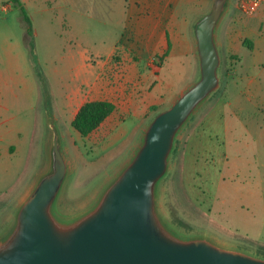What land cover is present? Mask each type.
<instances>
[{"label": "rangeland", "instance_id": "1", "mask_svg": "<svg viewBox=\"0 0 264 264\" xmlns=\"http://www.w3.org/2000/svg\"><path fill=\"white\" fill-rule=\"evenodd\" d=\"M31 3V8H24L30 33L21 8L11 2L0 4V237L46 168L52 126L69 166L56 208L73 216L93 205L100 190L131 156L150 119L166 106L144 105L140 123L139 118L123 113V98L113 96L109 123L103 130L101 127L81 136L70 124L66 102L70 87L80 84L82 76L76 77L66 54L74 52L73 65L77 62L78 67L86 56L95 75H100L101 66L109 69V74L125 67L127 55L140 59L123 42V0ZM236 4L237 0L229 1L217 28L222 82L177 134L168 170L157 186V207L183 237H205L264 258V183L251 179V154L243 127L250 106L239 92L241 86L230 83L223 89L238 60L226 50V42L232 47L244 39V32L237 31L235 23L254 13L245 14ZM47 5L61 8L42 9ZM252 23L257 24L253 19ZM237 53L241 65L246 66L249 48L241 45ZM190 58L170 57L159 73L165 56H145L143 66L150 68L145 89L156 85L158 73L165 83L166 101L181 87H188L198 76L196 51ZM86 87H80L82 94ZM123 120L128 129L124 137ZM137 124H142L137 137L123 151V143Z\"/></svg>", "mask_w": 264, "mask_h": 264}, {"label": "water", "instance_id": "2", "mask_svg": "<svg viewBox=\"0 0 264 264\" xmlns=\"http://www.w3.org/2000/svg\"><path fill=\"white\" fill-rule=\"evenodd\" d=\"M229 1L212 0L193 23L197 79L156 112L93 205L73 216L56 208L69 166L52 126L46 168L0 237V264H264L205 237H183L157 207L177 134L220 85L216 32Z\"/></svg>", "mask_w": 264, "mask_h": 264}, {"label": "crops", "instance_id": "3", "mask_svg": "<svg viewBox=\"0 0 264 264\" xmlns=\"http://www.w3.org/2000/svg\"><path fill=\"white\" fill-rule=\"evenodd\" d=\"M19 1L25 9L31 8V2H33V0ZM2 2L13 3L11 0H0V4ZM123 3L125 9L122 29L123 42L129 48L128 50L140 59L132 60L127 55L125 56L127 60L125 67L122 66L115 73L109 74L110 70H105L101 66L98 73L100 75H95L94 66L87 61L86 56L82 58L83 62L78 67L77 62L73 65L74 52H67V61L74 66L76 77L82 76L80 84L71 86L68 94L66 108L70 113V122L83 102L87 100L113 101L111 97L114 96L123 98L124 114L130 118H139V122L142 123V117L139 114L141 107L161 103H166L165 107H167L187 87H181L176 95L173 94L166 101L163 88L165 83L160 79L159 73L170 57L190 56L191 61L192 54L195 52L193 23L198 16L210 8L212 0H123ZM59 7L56 5L53 8L55 10ZM48 8L53 9L50 5L44 6L42 9ZM248 16L237 20L235 27H237V31L244 32V39L249 40L251 44V47H248L249 63L246 66L241 65V59L237 53L239 46H245L243 45L244 39L232 47H229L226 42V50L236 55L238 60L231 67L229 79L223 82V89L230 83L241 86L239 92L245 95L250 106L246 120H243L239 115L237 117L246 122L243 127L248 136V147L251 154L250 168L253 170H250L252 172L250 176L251 179L256 178L255 183L259 184L260 182L264 183V179H261L262 176L264 177V2L253 14ZM252 19L258 25H254ZM216 40L220 47L221 40H219L218 32H216ZM168 42H170V47L165 56L166 59L159 67V73L155 74L156 85L151 90H146L144 81L146 76H149L150 68L145 69L142 60L150 53L162 56L167 49ZM6 54L9 52L7 51ZM219 76L221 83L220 73ZM82 85L87 86L84 94L80 88ZM110 118L112 119L108 116L98 128L102 127L101 130H103ZM141 127L142 124H137L132 128L128 139L123 143V151H126L127 147L128 149L131 147V141L135 140ZM127 132V125L123 120V137L127 135ZM254 191L258 192L256 189Z\"/></svg>", "mask_w": 264, "mask_h": 264}, {"label": "trees", "instance_id": "4", "mask_svg": "<svg viewBox=\"0 0 264 264\" xmlns=\"http://www.w3.org/2000/svg\"><path fill=\"white\" fill-rule=\"evenodd\" d=\"M11 1L13 4L21 8L23 19L28 23L27 33H30V21L24 8L22 7L21 2L19 0ZM243 45L251 47V44L247 39L243 40ZM169 47L170 42H168L167 49L162 54L163 56L167 55ZM113 108V104L108 100H87L80 105L70 124L79 132L81 136L86 137L103 123V121L110 115ZM155 108L156 107L153 109Z\"/></svg>", "mask_w": 264, "mask_h": 264}, {"label": "built area", "instance_id": "5", "mask_svg": "<svg viewBox=\"0 0 264 264\" xmlns=\"http://www.w3.org/2000/svg\"><path fill=\"white\" fill-rule=\"evenodd\" d=\"M264 0H237V8L245 13L250 14L255 12Z\"/></svg>", "mask_w": 264, "mask_h": 264}]
</instances>
